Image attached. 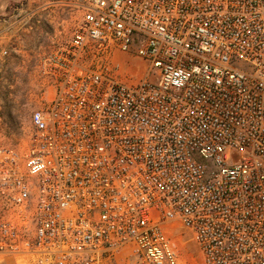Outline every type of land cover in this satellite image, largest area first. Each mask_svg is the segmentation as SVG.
Wrapping results in <instances>:
<instances>
[{"label":"built area","instance_id":"1","mask_svg":"<svg viewBox=\"0 0 264 264\" xmlns=\"http://www.w3.org/2000/svg\"><path fill=\"white\" fill-rule=\"evenodd\" d=\"M79 6L40 60L55 94L26 148L0 146V254L181 264V225L202 264H264V0ZM21 11L11 26H30ZM116 50L146 63L136 84Z\"/></svg>","mask_w":264,"mask_h":264},{"label":"rangeland","instance_id":"2","mask_svg":"<svg viewBox=\"0 0 264 264\" xmlns=\"http://www.w3.org/2000/svg\"><path fill=\"white\" fill-rule=\"evenodd\" d=\"M88 2L89 0H33L29 3L28 0H19L13 2L9 11L0 13V34L15 32L8 46L6 45L9 55L0 98V146L19 150L26 148L33 130V111L48 107L55 94L49 78L44 77L40 71V60L56 42L72 35L83 16V9L78 4L85 5ZM20 10L23 15L29 13L32 17L30 26L9 24L11 16ZM110 58L119 64L121 78L129 84H136L146 73V63L135 53L116 50L110 54ZM170 233H173L181 250V264H202L200 250L189 229L179 225L171 228Z\"/></svg>","mask_w":264,"mask_h":264},{"label":"crops","instance_id":"3","mask_svg":"<svg viewBox=\"0 0 264 264\" xmlns=\"http://www.w3.org/2000/svg\"><path fill=\"white\" fill-rule=\"evenodd\" d=\"M16 1L19 0H0V13L6 12L9 9V7L13 5V2ZM32 1L33 0H28L29 3H31ZM36 1L44 2L45 0H36ZM78 5L76 4L75 6L78 7ZM1 27H4V25H2ZM13 35H15V32L12 31L6 32L4 34L1 33L0 39L3 38V40L0 41V48L6 47V45L8 46V43ZM130 253H131V247H128L118 256V260L126 261ZM0 264H32V258L30 257V255H24V254H20V255L0 254Z\"/></svg>","mask_w":264,"mask_h":264},{"label":"trees","instance_id":"4","mask_svg":"<svg viewBox=\"0 0 264 264\" xmlns=\"http://www.w3.org/2000/svg\"><path fill=\"white\" fill-rule=\"evenodd\" d=\"M22 1H26V0H22ZM7 11H9V9Z\"/></svg>","mask_w":264,"mask_h":264}]
</instances>
